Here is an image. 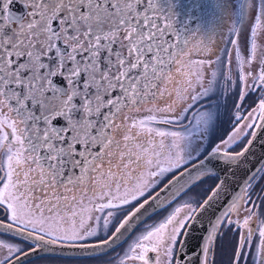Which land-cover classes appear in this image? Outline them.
Segmentation results:
<instances>
[{"label": "snow or ice", "instance_id": "1", "mask_svg": "<svg viewBox=\"0 0 264 264\" xmlns=\"http://www.w3.org/2000/svg\"><path fill=\"white\" fill-rule=\"evenodd\" d=\"M212 2L0 0V264H264V0Z\"/></svg>", "mask_w": 264, "mask_h": 264}, {"label": "flooded vegetation", "instance_id": "2", "mask_svg": "<svg viewBox=\"0 0 264 264\" xmlns=\"http://www.w3.org/2000/svg\"><path fill=\"white\" fill-rule=\"evenodd\" d=\"M178 11L181 13V22L190 15L192 25L199 24L204 30H210L213 27H219L222 23H225L222 18L223 10L214 7L212 0H180ZM194 43L199 44L200 38ZM196 58L200 57H194V59ZM147 114V112L143 113V115ZM72 258L47 256L35 259L26 264H92V262H84Z\"/></svg>", "mask_w": 264, "mask_h": 264}, {"label": "rangeland", "instance_id": "3", "mask_svg": "<svg viewBox=\"0 0 264 264\" xmlns=\"http://www.w3.org/2000/svg\"><path fill=\"white\" fill-rule=\"evenodd\" d=\"M230 6L228 7H225L223 9V15H222V18H223V22H228L229 24L231 23H234V17L233 16H225V13L229 10ZM255 99V97H251L249 99V103L252 102V100ZM231 107V103L229 101V108ZM221 112L223 113L224 112V109L222 108L221 109ZM229 117L227 115V112L225 111L223 117H222V121H221V124H220V127L218 128V134L220 133H223L227 130V128L229 127ZM213 184V181L212 180H206L205 183L203 185L200 186V189H203L205 187H208L210 185ZM200 189H197V191H200ZM243 210L241 211V215H243ZM231 238V234H229V236L226 238L227 239H230Z\"/></svg>", "mask_w": 264, "mask_h": 264}, {"label": "water", "instance_id": "4", "mask_svg": "<svg viewBox=\"0 0 264 264\" xmlns=\"http://www.w3.org/2000/svg\"><path fill=\"white\" fill-rule=\"evenodd\" d=\"M264 139V137H262ZM255 156H250L249 160H251L253 163H255L256 160L259 158H264V144H261L259 141H257V147L254 149ZM239 176V173H238ZM75 253H73L71 250H65V255L63 256H54L52 253L49 252H38L35 255H30L28 260L25 261V264L33 261L35 259L47 257V256H54V257H73Z\"/></svg>", "mask_w": 264, "mask_h": 264}, {"label": "trees", "instance_id": "5", "mask_svg": "<svg viewBox=\"0 0 264 264\" xmlns=\"http://www.w3.org/2000/svg\"><path fill=\"white\" fill-rule=\"evenodd\" d=\"M209 180H211V179H209ZM212 181H213V180H212ZM213 184H214V181H213ZM213 184H212V185H213Z\"/></svg>", "mask_w": 264, "mask_h": 264}]
</instances>
